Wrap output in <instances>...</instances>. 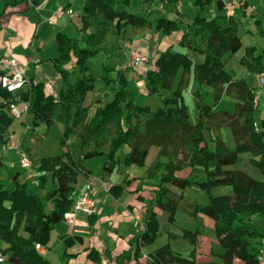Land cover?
<instances>
[{
    "label": "trees",
    "instance_id": "trees-1",
    "mask_svg": "<svg viewBox=\"0 0 264 264\" xmlns=\"http://www.w3.org/2000/svg\"><path fill=\"white\" fill-rule=\"evenodd\" d=\"M165 1L172 4V10L178 13L176 5L180 0ZM212 2H215L216 13L208 18L204 15V8ZM194 5L196 14L187 22V29L182 32L177 45L203 54L204 60L194 63L187 53L173 51V45L159 52L153 67L144 74L146 96H154L162 103L155 111H151L149 105L136 103L124 69L116 70L115 76L111 77L109 72L112 68L104 63L100 77L112 95L90 114V105L84 101L86 94L94 88L96 76L88 72L87 61L97 55L111 29L119 36L130 27L151 28L169 35L181 29L182 17L150 19L127 10L128 0H85L82 29L88 28L89 17L102 14L103 20L93 31L85 32L83 37L56 33L58 56L49 61L59 71L64 86L54 97L45 92L42 82H33L22 98L28 102L34 125H64L58 136L61 152L41 157L38 164L32 166L37 172L36 184L21 180L19 172H14L9 182L0 179V240L7 244L0 249L5 255L4 263L0 264H52L35 245L48 246L54 224L65 219V214L73 207L79 193L76 186L79 175L90 173L76 160L68 145V137L75 130L83 159L105 155L101 180L122 163L125 167H145V178L158 181L151 184L150 206L143 228L135 232L136 248L132 254L129 250L123 251L116 257V264H120V256L129 259L139 257L141 247L157 238L160 222L154 207L168 213L169 223L175 221V212L183 196L170 190L166 184L180 189L196 184L208 194V202L195 204L193 213L201 212L214 221L216 237L224 248L222 262L218 264H232L234 258L241 259L244 264H260L257 255L260 246L264 245V228L255 224L252 218L254 215L264 218V179L256 180L232 166L239 152H249V161L264 176V120L261 121L262 129H256L253 87L244 78L233 79L225 69L224 56L237 52L242 46L238 20L227 14L224 0H194ZM262 57L255 46H249L245 48L240 63L249 72L259 74L264 71ZM179 69H182V74L173 88ZM76 70L81 76L72 82ZM190 72L200 86L213 87L214 101L211 105L203 101V92L198 89L193 92L198 111L196 122L190 120L183 96L188 81L186 75ZM224 84L227 88H235L238 99L233 113L221 112L223 124L231 128L235 138L234 150L222 140L220 125L211 122L215 115L213 107L221 99ZM11 97V93L0 85V135L14 119L8 110ZM207 131L211 132L210 138ZM209 141L213 142V147ZM123 145H128L129 150L120 158L117 152ZM152 146L158 147L156 159L146 166L145 158ZM105 148H108L106 153ZM4 165L0 158V168ZM186 169H189L186 176L179 174ZM197 176L203 180L196 181ZM132 179L125 178L123 182L128 185ZM47 184H50L49 190L42 193ZM223 185L230 186L233 194H211L212 187ZM124 189L122 184H113L106 191L118 197ZM96 218L95 212L90 214L89 225L92 226ZM181 232L183 239L195 243L197 230L182 228ZM63 238L66 248L83 241V236L77 234ZM193 252L191 258H186L173 251L169 244H164L149 253L147 261L148 264H194ZM102 254L110 258L111 251L107 249ZM72 255L65 249L60 258ZM88 257L101 262V254L94 247L88 252Z\"/></svg>",
    "mask_w": 264,
    "mask_h": 264
},
{
    "label": "crops",
    "instance_id": "crops-1",
    "mask_svg": "<svg viewBox=\"0 0 264 264\" xmlns=\"http://www.w3.org/2000/svg\"><path fill=\"white\" fill-rule=\"evenodd\" d=\"M181 1L182 0H180L176 5L178 13H175L172 10L173 5L169 4L165 0H128V6L125 8L137 15H145L150 19L159 17H182V19L180 18L181 22L179 24L181 29L173 31L169 35H164L161 31L157 32L151 28L134 29L130 27L126 32H124V34L120 36L117 35L113 29H111L106 35L105 43L100 45L101 49L98 51L97 55L87 61L88 72L96 76L94 88L92 91H89L86 94L84 101V104L90 105V114L94 112L97 106L104 104L112 95V91L110 90L109 86H107L104 80L100 77L103 72L102 65L104 63L112 68V70L109 72V75L111 77L115 76V74L113 75L112 73L113 71L116 72V70L121 68L124 69V74L126 75L128 80V73H131L133 80H135L136 82V87L134 89L130 87V80L128 81V87L135 94V101L137 96L135 90L139 86V95L144 97V100L146 101V103L139 105H149L151 111H155L162 106V103L153 101L152 97L154 96H146L144 74L147 69L153 67L154 59L157 57L159 52L165 49L167 46L173 45V51L187 53L194 63H201L204 60L203 54L188 50L183 46L177 45L182 32L187 29V22L191 20V18L196 14L197 11L196 6L194 5V8L191 12H184L180 5ZM84 2L85 0H38L37 2H35V0H0V56L5 55L16 57L21 63V67L24 71L27 82L24 85L23 89L18 92L17 104L19 109L22 110L27 106V111L19 118H25L22 124L26 126L28 132L32 135L33 131L25 121L29 115L30 119L32 120V113L31 109L29 108L28 102L22 98V95L29 89L31 83L33 82H42L45 92L52 94L54 97L58 96L61 87L64 86L59 71L49 61V59L58 56V44L55 40L56 33L62 32L70 37L75 38L83 37L85 32L93 31L97 23L103 20L102 14H98L96 17H89L87 19L89 26L86 30H83L81 15L83 13L82 9ZM224 2L226 4L227 14H231L234 19L238 20L239 32L248 31L250 33L249 35H251L249 41L247 43H244L243 38L239 34L242 46L237 52L227 53L224 56L225 69L231 74L233 79L244 78L247 84L253 87L254 97H257L254 125L256 129H262L261 121L264 120V90L260 87L259 84V74L249 72L246 67L240 63V58L244 55L245 48L249 46H255L257 48V53L263 54L262 65L264 69V35L261 34V32H264V28L262 27V20L257 16V7H254L253 3H250L249 0H231L232 4H238L239 6L237 16L231 13L229 8L230 6L228 5V0H224ZM260 3H262L264 7V0H261ZM134 7H136V9ZM60 9H71L77 14H69L67 12H62L61 14H59L58 10ZM208 10L211 11L209 16L206 14ZM168 12L169 14L167 15ZM215 13V2H212L205 6L204 15L206 17H213ZM240 14H242L241 17ZM245 16L254 17L253 20L256 24V27L244 28L243 25H245V20H242V18ZM217 22L222 23V20L217 19ZM136 31L141 32L138 33ZM134 49L140 51L146 57V60L133 67L126 66L127 58L130 52ZM97 57L98 61H100L102 72L95 74V72L91 71V63ZM117 59L120 63L118 67L115 66V62H117ZM230 59L234 60L235 65H231L230 69H228L227 62ZM71 64L72 62L67 66H70ZM181 74L182 69H179L174 79L175 82L173 88H175ZM80 76L81 75L76 70L71 81H75ZM186 76L188 81L186 87L183 90V96L185 103L188 106L190 120L192 122H196L198 111L195 108L193 92L197 89L200 92H203V101L206 104L211 105L214 101L212 93L213 87L208 85L200 86L198 82L194 80L192 72H190ZM223 87L225 90L221 96V99L213 107L215 115L211 122L220 125L219 133L222 140L226 143L229 149L234 150L236 147L235 138L233 136L231 128L223 124V116L221 112L226 111L228 113H233L235 104L238 99L235 96L234 87L227 88L226 84H224ZM163 92L170 94L169 91ZM192 98L193 102L191 103ZM152 102H155V106L151 105ZM259 108H262V114H260L259 118L257 119L256 115ZM44 124L45 123H39L32 128L36 132L39 127L43 126ZM53 124H57L59 136L64 130V125L61 123ZM11 125L2 135H0V158L5 163L4 167L0 168V179H5L7 182H9V179L12 177L14 172H19L20 176L23 172L24 176L26 177L25 179L29 180L33 184H36L37 172L33 168L30 171H25L24 169L27 167L22 166L21 163H19V156L16 150L12 148L13 146H17L16 144H18L17 147L24 149L26 153L28 151V153L31 154L32 149H30L29 147V140H26L23 135V137L21 136L20 138L16 136L13 137L12 141L8 140V136L14 132L10 131ZM45 126V132H47L48 126L46 124ZM206 135L208 138H210L211 132L207 131ZM73 136L76 137V142L80 143V139L77 136L75 130L68 137V145H70V137ZM32 141L33 138H30V142ZM209 145L210 147H213V142L209 141ZM107 150L108 148L104 149L105 153L107 152ZM121 150L122 153L120 154ZM128 150V145H123L118 150L117 155L120 158H123ZM72 152L76 160H78L82 164L84 161L82 156L80 155V158H78L75 155L73 149ZM157 152L158 147L152 146L147 155L152 153L155 157L157 155ZM241 153L244 152H239L237 154V160L238 155ZM101 156L104 157L105 162V155ZM41 157L44 156H40L38 158V161ZM236 162L232 167L240 169V167L238 168L237 166H235ZM150 163L151 162L146 160L145 165L148 166L150 165ZM82 165L85 168L89 169L90 173L86 176L83 175L82 177H80L82 174L79 175L78 181L76 183L79 191L85 183V180H87L86 177L92 174L90 168L86 167L84 163ZM8 166H10L11 168L13 167L15 170L14 172L7 175L4 170H6ZM32 166L33 165L31 163L30 167ZM132 166L133 165L125 167L122 163H120L112 170L111 173L105 175L103 180L99 178V182H107L109 186L113 184L124 185L125 189L118 197H114L113 195L108 193L106 191L107 188L106 190H103L98 183L93 184V193L96 196L98 203L95 209L97 218L92 226L89 225V215L81 211H75L72 221L63 219L60 222L54 224L50 233V241L48 243V246H42V250L39 251L51 261L48 253L52 251L53 246H56L60 264H116V257L118 255H121L123 251L129 250V253L132 254V252L136 248L135 232L138 229L143 228L146 211L150 206L149 199L151 197V184H156L158 182L157 180L145 178V167H138L140 169L138 173H130L129 170L133 168ZM116 171H118L120 174L118 175V178L116 177V179L113 180V174ZM242 171L246 172L256 180L264 179V176L259 170L256 174L249 172V170ZM101 173L99 174V177L101 176ZM188 173L189 169H186L181 171L179 174L186 176ZM132 177L134 179H132L128 185H125L123 180L125 178L130 179ZM89 179L90 178H88V180ZM195 180L201 181L203 180V177L197 176ZM194 185L196 184H192L191 186ZM166 186L173 192L177 194L181 193L183 196L175 212V221L173 223H169L167 220L168 213L160 210L157 207H154L153 210L156 212L160 222V229L157 238L152 243L142 246L140 249V255L137 258L132 257L129 259L122 258V256H120V264H148V254L164 244H169L170 248L173 251L180 253L181 256L186 258H191L192 251L194 250V264L221 263L223 259L222 255L224 253V248L219 243L216 237L213 219L201 212L193 213V206L195 204H206L208 202V194L205 192L206 197H203L201 201L193 198V200L186 203V206L182 210V204L186 200L185 191L188 186L182 190L171 184H166ZM224 186L227 185L215 186L211 190V194L232 195V189H227V191L223 190ZM49 188L50 184H47L45 190H42L41 192L45 193L49 190ZM165 213L166 218L165 225L163 227L160 221V217L164 216ZM258 218L260 217L254 215L252 218L253 222L258 226L264 228V226L260 224ZM180 219H188L189 226L181 225L179 221ZM182 228L197 230L194 244L181 237ZM74 234L82 235L83 241L66 248L63 242V237ZM159 237H161L162 240L160 243L156 244ZM6 246L7 244L4 241L0 240V249L5 248ZM92 247L96 248L100 252V263H97L88 257V252ZM260 248L264 252V245L260 246ZM65 249L67 253L73 255L67 256L62 259L60 258V255ZM107 249H110L111 251L110 258H107L105 254H102ZM51 263L54 264L52 261ZM232 264H244V262L239 258H234Z\"/></svg>",
    "mask_w": 264,
    "mask_h": 264
},
{
    "label": "rangeland",
    "instance_id": "rangeland-1",
    "mask_svg": "<svg viewBox=\"0 0 264 264\" xmlns=\"http://www.w3.org/2000/svg\"><path fill=\"white\" fill-rule=\"evenodd\" d=\"M249 2L253 3L254 7H257L256 8V13L258 14L257 16L262 20V27L264 28V7H263L262 3H260L261 0H249ZM180 5H181V8L183 9L184 12L189 13L194 8V0H182ZM228 5L230 6L229 8H230L231 13H233V14H235L237 16V13H238V10H239L238 4L234 5V4H232L231 0H228ZM254 7H252V8H254ZM134 8L136 9V7H134ZM210 12L211 11L208 10L206 14L209 16ZM168 14H169V12L167 13V15ZM241 15L242 14H240V17H241ZM253 18L254 17H251V16L243 17L242 20H245L244 21L245 25H243V27L244 28H254V27H256V24L254 23ZM144 31H148V30H144ZM136 32H138V31H136ZM140 32L141 31H139L138 33H140ZM239 34L243 38V42L244 43H247L249 41L250 37H251V35H249L250 33L248 31L247 32L240 31ZM134 35H133V37H134ZM256 37H260V36H256ZM250 42H252V41H250ZM259 46H260V43H259ZM134 51H137V50L134 49ZM98 57H100V56H98ZM98 57L95 60H93V62L91 63V71L95 72V74H98V73L102 72L101 67H100V61H98ZM113 62H115V61H113ZM129 63H130V54H129L128 58H127L126 66L133 67ZM115 64H116L115 65L116 67L119 66L120 63H119L118 59H117V62H115ZM233 64H234V60L230 59L227 62V68L230 69V66L231 65L233 66ZM112 73L114 75L115 71H113ZM128 76H129V80H130V87L132 89H134L136 87V82H135V80H133L131 73H128ZM139 89H140V87L138 86L136 88V90H135V92L137 94L136 102L138 104H144V103H146V101L144 100V97L139 95ZM111 94H112V92H111ZM188 97H187V100H188ZM152 100L153 101H157L158 103L161 102L159 99H157L155 97H152ZM192 102H193V98L191 99V103ZM151 105L155 106V102H152ZM191 111H192V108H191ZM260 114H262V108L258 109V112H257V115H256L257 119L259 118ZM24 119H23V117L22 118H15L13 123H12V125H11V127H10V131H14L11 134L12 136L14 135L13 137L16 136V137L20 138L23 135L26 140H29V147H30V149H32V152H31V154H29L28 151H27V153H26L27 158L26 159L29 160L32 163L33 166H35L38 163V158L40 156H51V155L58 154L61 151V147H60L59 139H58L59 130H58L57 124H52L51 126H48L47 132H45V127L46 126L44 124L43 126H40L39 129L35 132L34 129L32 128L35 125L32 123V120L30 119V115H29L28 118H26L25 121L28 124V126L31 128V130L33 131V135H32V134H30L28 132L26 126L22 124ZM30 138H33L32 142H30ZM69 144H70L69 147L71 149H73L75 155L78 158H80V155H81L80 143L76 142V137H74V136L70 137ZM16 145L18 146V144H16ZM121 153H122V150L120 151V154ZM147 156L145 158V163H146V160L152 163L156 159V156L154 157L152 153H150ZM249 156L250 155L247 152L239 154L238 155V160H237L235 166H237L238 168L240 167L241 170H249V172H251L253 174H256L258 172V169L253 163H251L249 161ZM18 161L20 163V160H18ZM83 163H84V165L86 167L91 169L92 174L86 177L87 180H85V183L83 184L81 189L84 188L85 184L90 183V181L92 180V182H94L93 184L98 183L103 190H106V188H108L109 184L107 182L105 183L104 181H100L99 182V174L102 171V166H103V163H104V157L96 156V157H92V158H86V159H84ZM132 167L133 168H131L129 170L130 173H134L135 174V173H138L140 171V169L137 166L133 165ZM14 170L15 169L13 167L11 168L10 166H8L6 168V170H4V171L8 175V174L14 172ZM24 170L25 171H30V170H32V167L29 166V167L25 168ZM254 171H255V173H254ZM119 174L120 173L118 171H116L113 174V180H115L116 177L118 178ZM82 176L83 175H81L80 177H82ZM25 178L26 177L24 176V173L22 172V175L20 176V179L24 180ZM88 178H90V179L88 180ZM91 188L93 189V186H91ZM213 188L214 187H212L211 190ZM227 189H231V188L229 186H224L223 187V190L227 191ZM180 190H182V189H180ZM185 193H186V200L182 204V210L186 206V203H188L189 201L193 200V198H195L196 200L201 201V199L203 197H206L205 191L202 190L201 188H199L197 185H194V186L189 185L186 188ZM97 203H98V201H97ZM165 218H166V213H165L164 216L160 217V221H161L163 227L165 225ZM258 220H259L260 224L262 226H264V219L263 218L262 219L258 218ZM179 221H180L181 225L189 226L188 219H180ZM161 240H162V238L159 237V239H158L156 244L160 243ZM56 250H57L56 246H53V249H52L51 252L48 253V256L51 258V261L54 264H60L59 259H58V253H57Z\"/></svg>",
    "mask_w": 264,
    "mask_h": 264
},
{
    "label": "built area",
    "instance_id": "built-area-1",
    "mask_svg": "<svg viewBox=\"0 0 264 264\" xmlns=\"http://www.w3.org/2000/svg\"><path fill=\"white\" fill-rule=\"evenodd\" d=\"M67 12L69 14H77L73 12L71 9H60L58 13ZM146 57L140 53L139 51L132 50L130 52V65L136 66L141 62L145 61ZM0 85L7 92L11 93V100L9 102V113L15 117L19 118L27 111V106L22 110L18 107V92L23 89L24 85L27 82L24 71L21 67L20 61L13 56H0ZM259 84L260 87L264 90V71L259 73ZM253 102L257 103V97H254ZM8 140L12 141L13 136L10 134L8 136ZM19 156V160L22 166L29 167L31 166V162L27 160V155L24 149H21L17 146H13ZM92 180L90 183L85 184L84 188L81 189L75 199L73 207L70 211L65 214V219L68 221H72L73 215L75 211H81L87 215H90L95 212L97 206V198L93 194V186ZM35 247L38 250H42V246L40 244H36ZM257 259L260 264H264V252L261 249L260 253L257 255ZM5 255L0 251V263H4Z\"/></svg>",
    "mask_w": 264,
    "mask_h": 264
}]
</instances>
